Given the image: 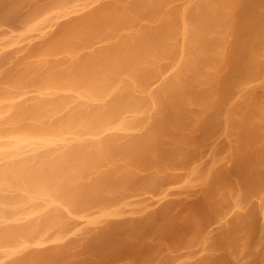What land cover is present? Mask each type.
I'll list each match as a JSON object with an SVG mask.
<instances>
[{
	"label": "bare ground",
	"instance_id": "obj_1",
	"mask_svg": "<svg viewBox=\"0 0 264 264\" xmlns=\"http://www.w3.org/2000/svg\"><path fill=\"white\" fill-rule=\"evenodd\" d=\"M213 114L228 155L174 167ZM262 151L264 0H0V264L73 262L113 225L148 217L149 200L213 186L231 157L261 170ZM240 194L218 193V228L246 215ZM253 201L263 261L264 190Z\"/></svg>",
	"mask_w": 264,
	"mask_h": 264
},
{
	"label": "rangeland",
	"instance_id": "obj_2",
	"mask_svg": "<svg viewBox=\"0 0 264 264\" xmlns=\"http://www.w3.org/2000/svg\"><path fill=\"white\" fill-rule=\"evenodd\" d=\"M25 9L26 7L23 11ZM247 12L249 14L252 13V8H248ZM7 22L11 24V22L14 23V20L10 19ZM234 66L236 67V65ZM234 66L233 68H235ZM237 70L235 68L233 71L237 72ZM236 72H234L235 75L233 74V77H236ZM227 89V87H224L222 90L227 92L229 91ZM259 93V91L255 93V96L258 98L261 96H259ZM216 116V114H213L212 117H209L202 125V128H200V132L192 138V142L196 145V148L190 150L188 154L186 153V162H182L184 165L182 163L180 165L175 163V166L173 164L174 167L185 166L189 162L197 159L201 160L199 170L201 171L203 169L204 171L207 168L208 161L210 162L212 154L228 155V150H226L227 146L218 139L222 131V123L219 122ZM213 148L214 150H212ZM260 152L257 153V161L262 162L264 161V153ZM239 157H231L225 167L219 165L216 167L220 168L216 169L215 167L211 171L213 180L210 181V185L213 186L204 187L203 189L201 187L200 189H196V186L195 188L193 186L189 189L190 192H187V194L189 193L187 197L181 200L165 201L162 204L156 203L154 200H149L150 203L147 201L151 207L148 217L144 219L139 218L140 220L135 219L133 222H128L129 224L125 223L126 225H123V223L113 225L110 230L95 237V240L92 238L89 240L90 242L84 244L81 248L79 259L69 263L63 262L65 264H174L175 261L186 254L196 255L201 249L202 244L205 243L206 246L214 248H211L214 253L216 250L219 253L203 255L204 258L203 256L198 257L199 261L196 264H260L262 261L260 259L261 254L257 252L259 248L261 249L259 236L260 218L257 215V211H254L256 209L252 207L254 205L252 203H254L253 200L257 197L260 190H264V162L261 163L263 164L261 165L262 168L260 167L261 170L252 169L251 165L250 167H247L248 165L246 166V163L248 164V157ZM257 161L256 163L258 164L259 162ZM248 168H251L250 170H253V173ZM181 177L183 176H168L161 181L160 187H164L166 190L170 189L171 185L174 186V183L182 179ZM223 187L224 189L230 187L233 192L236 191L239 194L242 191L240 195L245 197H242V203L244 202L246 205L244 207L249 210L247 209L245 213L248 218L246 215L240 216L243 218L239 217L241 220L243 219L242 221H246L245 223L240 221L239 226L241 229L238 228L239 223H237L240 220L239 218L235 219L237 222L234 220L231 221V224L229 223L228 225L229 228H218L219 221L217 220H220L221 215L229 210V204L227 202L225 203L218 196L220 190H224ZM206 188L210 190H206ZM151 191L152 194H155L154 192L157 190ZM147 196L152 195L147 194ZM238 232L243 233L240 236ZM237 234L238 238H245V241L241 238L245 243L249 241L245 246H251L250 249L252 248L251 250L253 252L249 250V247L247 249L248 251L245 250V246L239 247V243H243V241H238L240 238H236ZM231 235L238 242L235 243L236 245L233 244L235 248L237 246L235 249L236 252L233 254H235V257H240L242 262H239V260L235 262L232 252L229 251L231 248L227 249L231 245L230 243L235 241L229 239ZM246 239L248 240L246 241ZM234 247L232 248L234 249ZM242 248H244V253L240 254L239 250L242 251ZM226 250H228V255ZM230 252L231 254L229 255ZM242 254L245 258H243ZM63 262L62 264H64Z\"/></svg>",
	"mask_w": 264,
	"mask_h": 264
}]
</instances>
